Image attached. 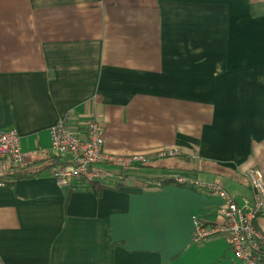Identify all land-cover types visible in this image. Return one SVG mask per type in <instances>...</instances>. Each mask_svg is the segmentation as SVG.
I'll return each instance as SVG.
<instances>
[{
  "label": "crops",
  "instance_id": "0c3cea01",
  "mask_svg": "<svg viewBox=\"0 0 264 264\" xmlns=\"http://www.w3.org/2000/svg\"><path fill=\"white\" fill-rule=\"evenodd\" d=\"M89 116L107 153L180 154L98 190L61 187L45 168L49 128ZM10 129L23 165L0 163V264H242L223 236L192 238L195 218L219 220L221 197L152 178L251 195L245 171L264 174V0H0ZM14 168L39 173L13 180Z\"/></svg>",
  "mask_w": 264,
  "mask_h": 264
},
{
  "label": "built area",
  "instance_id": "2783aa9c",
  "mask_svg": "<svg viewBox=\"0 0 264 264\" xmlns=\"http://www.w3.org/2000/svg\"><path fill=\"white\" fill-rule=\"evenodd\" d=\"M52 155L57 161L50 173L61 187H78L84 183L120 181L125 171L145 164L156 157L180 154L177 149H162L155 153L114 155L103 150V129L92 116L78 120L74 126L61 119L49 128ZM7 159L12 165H23L20 136L14 129L0 130V163ZM251 195L237 201L219 180L199 181L180 176L178 183L189 184L207 193L216 194L224 201L219 210V220L206 223L194 219L192 238L201 243L221 235L226 239L234 257L242 264H264V231L256 225L264 215V174L257 167L245 171ZM5 180L0 176V186ZM75 185V186H74Z\"/></svg>",
  "mask_w": 264,
  "mask_h": 264
},
{
  "label": "trees",
  "instance_id": "16d2710c",
  "mask_svg": "<svg viewBox=\"0 0 264 264\" xmlns=\"http://www.w3.org/2000/svg\"><path fill=\"white\" fill-rule=\"evenodd\" d=\"M47 160H48V165L45 168H48L49 171H50L51 166L58 159H57V157H55L54 155L51 154L50 156L47 157ZM37 173H39V171H28V170L23 169V168H14L12 174L10 175V177L14 180V179H17V178L27 177V176L34 175V174H37ZM152 181L156 182L158 186H161L163 184H168V183H174V182L176 183L174 177H163L162 179H159V178L157 179V177H156V178H152ZM6 182L9 184V181L6 180ZM82 183H84V182H82ZM178 184H180V186L193 188V185L183 184V183H178ZM104 186H108V183H98V182L97 183H92V184L90 183V185L86 186V187H91L92 189H95V190L97 189L98 190V189H100V188H102ZM149 186H151V185L147 184L146 187H149ZM69 188H73V187L69 186Z\"/></svg>",
  "mask_w": 264,
  "mask_h": 264
},
{
  "label": "rangeland",
  "instance_id": "374dc122",
  "mask_svg": "<svg viewBox=\"0 0 264 264\" xmlns=\"http://www.w3.org/2000/svg\"><path fill=\"white\" fill-rule=\"evenodd\" d=\"M240 200V199H239Z\"/></svg>",
  "mask_w": 264,
  "mask_h": 264
}]
</instances>
